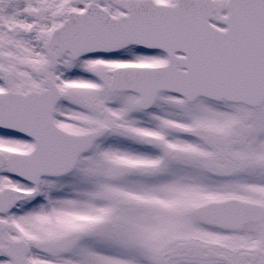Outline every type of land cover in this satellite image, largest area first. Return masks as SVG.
<instances>
[{
    "label": "snow or ice",
    "instance_id": "snow-or-ice-1",
    "mask_svg": "<svg viewBox=\"0 0 264 264\" xmlns=\"http://www.w3.org/2000/svg\"><path fill=\"white\" fill-rule=\"evenodd\" d=\"M0 264H264V0H0Z\"/></svg>",
    "mask_w": 264,
    "mask_h": 264
}]
</instances>
